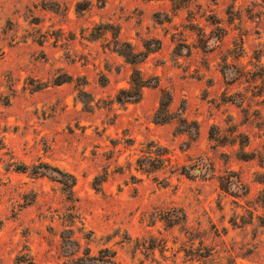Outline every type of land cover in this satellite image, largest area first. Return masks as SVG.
<instances>
[{
  "label": "rangeland",
  "instance_id": "374dc122",
  "mask_svg": "<svg viewBox=\"0 0 264 264\" xmlns=\"http://www.w3.org/2000/svg\"><path fill=\"white\" fill-rule=\"evenodd\" d=\"M86 248L264 264V0H0V264Z\"/></svg>",
  "mask_w": 264,
  "mask_h": 264
},
{
  "label": "trees",
  "instance_id": "16d2710c",
  "mask_svg": "<svg viewBox=\"0 0 264 264\" xmlns=\"http://www.w3.org/2000/svg\"><path fill=\"white\" fill-rule=\"evenodd\" d=\"M127 57V56H125ZM131 84H132V89H133V93L132 95L127 93L126 91H121L120 94L117 96V99L119 102H123V103H126L128 101H130L131 99L133 100H138L141 95H142V91L144 88L146 87H149L150 86V83L148 80L142 78L138 72L136 71L133 76H131ZM164 96V95H163ZM165 109H167V104H165V102L162 101V96H161V99L159 101V109H158V114L161 115V113L163 112V110L165 111ZM158 119V118H157ZM159 121L163 122V118L162 120L159 119ZM26 170H24L25 172ZM42 175V174H40ZM72 179V184H73V178L70 177ZM90 252H89V249L86 248L84 250V252L82 253V256H75L73 259H72V263L73 264H95L93 262H96L98 264H114L113 262V257L114 255L110 252L108 254V258L107 260L103 259V258H96V257H90L89 256Z\"/></svg>",
  "mask_w": 264,
  "mask_h": 264
}]
</instances>
